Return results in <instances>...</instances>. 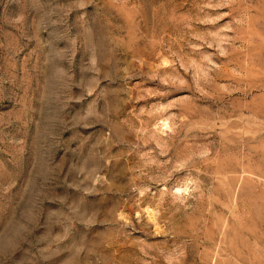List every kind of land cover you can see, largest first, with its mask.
Wrapping results in <instances>:
<instances>
[{
	"label": "rangeland",
	"instance_id": "374dc122",
	"mask_svg": "<svg viewBox=\"0 0 264 264\" xmlns=\"http://www.w3.org/2000/svg\"><path fill=\"white\" fill-rule=\"evenodd\" d=\"M0 264H264V0H0Z\"/></svg>",
	"mask_w": 264,
	"mask_h": 264
}]
</instances>
